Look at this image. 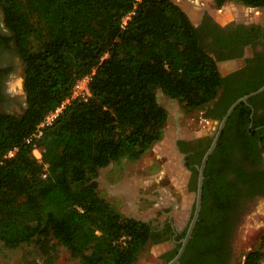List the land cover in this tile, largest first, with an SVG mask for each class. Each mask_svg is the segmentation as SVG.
I'll return each mask as SVG.
<instances>
[{
    "label": "trees",
    "instance_id": "obj_1",
    "mask_svg": "<svg viewBox=\"0 0 264 264\" xmlns=\"http://www.w3.org/2000/svg\"><path fill=\"white\" fill-rule=\"evenodd\" d=\"M226 1L216 0L218 7ZM234 1L264 9V0ZM0 7L22 59L26 95L23 112L0 108V242L7 248L32 243L47 248L52 236L82 264H134L162 234L151 222L124 215L102 194L96 180L100 169L124 157L140 159L163 137L168 112L158 101L159 89L188 109L220 96L204 113L220 120L237 98L263 86L264 76L228 99L229 79L218 64L224 57L215 53L232 38L216 34L214 26L194 24L173 0H0ZM201 31L215 36V47L203 45ZM94 69L89 100H73L40 137L27 141L71 95L75 81ZM259 95L264 91L249 102ZM239 111L251 120V107L238 104L207 161L202 211L180 264H216V228L232 218L236 197L264 191V170L238 171L234 182L226 177L234 168L230 156L236 146L225 134ZM211 141L186 158L195 190L197 166ZM186 143L179 141L184 153L190 152ZM250 146L242 153L254 160ZM35 147L42 149V160L33 154ZM214 157L221 160L219 173L211 168ZM180 246L166 254L168 260ZM243 264H264V234Z\"/></svg>",
    "mask_w": 264,
    "mask_h": 264
},
{
    "label": "rangeland",
    "instance_id": "obj_2",
    "mask_svg": "<svg viewBox=\"0 0 264 264\" xmlns=\"http://www.w3.org/2000/svg\"><path fill=\"white\" fill-rule=\"evenodd\" d=\"M173 1L190 11L197 25L198 17L204 11H209L222 23L244 20L264 24L263 8L250 7L234 0H227L221 7H218L216 0ZM19 80L20 90L25 97L23 73ZM157 98L168 112V129L164 130L163 137L140 159L124 157L111 162L102 174L99 171L96 180L102 194L124 215L151 219L154 225L171 217L172 223L183 230L195 202L196 190L192 191L188 187L189 174L182 154L175 147L176 140L180 136L189 138L197 133L201 135L214 132L217 121L206 120L204 117L207 106L212 103L202 108L188 109L183 102L170 98L161 89L157 92ZM40 153L42 154L41 148L33 152L35 156H40ZM169 188L173 193L172 198L168 195ZM128 190L131 191L127 194ZM155 196L159 197L158 200H155ZM168 199L174 200L175 205L171 206ZM258 204L257 212L245 218L239 231L237 241L245 254L260 244V237L264 233V199H260ZM172 246L171 242H149L134 264H162V255ZM54 252L56 264H82L81 260L73 258L60 244L55 246ZM32 258L42 260L40 249L34 243L7 248L0 242V264H21L24 259Z\"/></svg>",
    "mask_w": 264,
    "mask_h": 264
},
{
    "label": "flooded vegetation",
    "instance_id": "obj_3",
    "mask_svg": "<svg viewBox=\"0 0 264 264\" xmlns=\"http://www.w3.org/2000/svg\"><path fill=\"white\" fill-rule=\"evenodd\" d=\"M202 24L208 29H212L214 26V32L216 34H223L225 39L229 37L232 38L231 43H226L224 44V46L217 47V52L215 53L224 57L223 59H219L220 62L228 65V67L223 70L225 77L229 79L228 88L231 90L228 94V99L234 97L236 95L234 93L240 90L247 83L256 82L262 79V77L264 76V24L262 22L234 20L222 23L221 21L217 20V18L214 17L209 11H204V13H202L198 17V25ZM248 33L251 34L247 35ZM201 35L203 45H205L206 48L210 49L215 47V36H208L204 31H201ZM21 73H23L22 59L18 53L14 34L7 28L4 22L3 11L0 7V108L2 111L10 113H21L24 111L26 107V97H23V92L20 90V84L18 83ZM219 98L211 104V107L219 101ZM249 99L245 103H247L251 107V120L246 122V116L242 111L235 113L228 123L227 132L225 134V141H227L228 144L231 143L236 146L230 156L234 158L233 160H235V163L233 164L234 168L229 169L226 176L228 180H232L233 182L237 178L238 171L243 170L247 173H257L258 171L264 170V95L257 96L253 103L249 102ZM222 118L220 120L205 118L206 120L217 121V128L214 132L204 133L201 135H198L197 133L196 135H192L189 138H186L184 136L177 137L175 147L183 156L184 165L189 174L188 187L192 191H195V174L194 170L190 169L186 165V158L190 153H195L201 150L203 147L207 146L210 138H212V144L214 137L218 131V124L222 120ZM227 121L225 125L227 124ZM255 122H259L260 124L254 127V131L249 132L250 134L248 135L241 134V131L243 129L248 132L249 129L254 126ZM179 141L187 142L186 144L190 152H182L181 144H179ZM247 145H251L250 148L254 150V160L250 158L245 159L242 153V149ZM220 162L221 160L219 157H214L211 162V168L217 173H219V168H221ZM199 166L200 165L197 166V169ZM260 199H264V191L260 188H257V190L253 193L246 191L243 193V196L239 195L236 197V205L234 206V208H231V210L234 211L232 213V218L230 220L226 218L223 222L222 227L216 228V231L219 234L216 242L218 244V247L220 248L216 264H243L246 254L243 253V250L240 248L237 241L239 231L245 218L252 213L257 212L259 208L258 202ZM210 203H212V199L209 200L208 204ZM195 204L196 202H194L188 223L183 230H179L178 226L172 223L171 217L167 218L165 222H162L159 225H154L153 220L151 219H142L144 221L151 222L155 230H159L162 234L160 240L153 242H171L173 244V246L162 255V264H165L169 261L167 259L168 256L173 252V250L179 243H181L182 245V239L186 236V234L179 240L178 237L183 234L185 230L187 233L188 226L194 215ZM202 207L203 196L200 214L202 211ZM168 223L171 226L170 230H168L166 226ZM203 236L204 234L202 232L200 237ZM46 243L48 244L47 248H39L42 260L38 258L24 259L21 264H56V255L54 249L52 248L56 246L55 244H57V240L51 236ZM167 253L170 254L167 256Z\"/></svg>",
    "mask_w": 264,
    "mask_h": 264
},
{
    "label": "water",
    "instance_id": "obj_4",
    "mask_svg": "<svg viewBox=\"0 0 264 264\" xmlns=\"http://www.w3.org/2000/svg\"><path fill=\"white\" fill-rule=\"evenodd\" d=\"M178 4V3H177ZM179 5V4H178ZM181 6V5H180ZM182 7V6H181ZM183 8V7H182ZM183 10L186 11V13L190 16L191 20L195 23L192 15H191V12L184 9ZM197 25V24H196ZM262 91H264V84L263 86H261L259 89L251 92V93H248L242 97H240L239 99H237L235 102H233L230 107L228 108L226 114L224 115V117L222 118V120L219 122L218 124V131L214 137V140L211 144V146L208 148V150L206 151V153L204 154L203 158H202V161H201V164L200 166L198 167V170H199V174H198V181H197V190H196V204H195V211H194V215L190 221V224L188 226V229H187V233H186V236L182 239V245L178 251V253L176 254L175 257H173L171 260H169L168 262H166L165 264H179L180 262V259L187 247V244L189 242V239L191 238L192 236V233H193V230L195 228V225L199 219V214H200V210H201V206H202V196H203V185H204V178H205V166H206V163H207V160L209 158V156L211 155V153L213 152V150L215 149L217 143H218V139L222 133V130L225 126V123L227 121V119L229 118L230 114L233 112V110L236 108V106L238 104H240L241 102H247L248 99L253 96V95H256V94H259L261 93Z\"/></svg>",
    "mask_w": 264,
    "mask_h": 264
},
{
    "label": "built area",
    "instance_id": "obj_5",
    "mask_svg": "<svg viewBox=\"0 0 264 264\" xmlns=\"http://www.w3.org/2000/svg\"><path fill=\"white\" fill-rule=\"evenodd\" d=\"M130 18L129 15H127L123 20V25H126L127 20ZM95 72V69L80 78H78L72 88L71 95L68 96L57 108L49 112L44 120L37 126L36 131L27 139V141H31L34 138H38L42 135L43 131L42 129L46 127L47 125L52 124V122L55 120V118L63 111V109L70 104L73 100H81V101H87L92 96L91 92V80L93 77V74ZM39 150V147H35L33 152ZM16 149L10 150L7 156L14 155ZM39 160H42V154L40 153V156H36ZM45 168L47 169V164H45ZM46 176V173L44 174Z\"/></svg>",
    "mask_w": 264,
    "mask_h": 264
},
{
    "label": "crops",
    "instance_id": "obj_6",
    "mask_svg": "<svg viewBox=\"0 0 264 264\" xmlns=\"http://www.w3.org/2000/svg\"><path fill=\"white\" fill-rule=\"evenodd\" d=\"M218 64H219V66H220L221 71L224 73L223 70H224L225 68H227L228 65H225V64H223V63L220 62V61L218 62ZM167 129H168V126L165 127V131H166ZM102 169H103V170H102ZM105 169H106L105 167H103V168L100 169L101 174H102V171H103V172L105 171ZM161 172H162V171H161ZM163 173H164V172H163ZM101 174H100V175H101ZM130 191H131V190H128V191H127V194L130 193ZM174 191H178V190H177V189H174ZM172 194H173V193H172V191H171V188H169V189H168V195L170 196V198H172ZM127 197H128V196H127ZM155 198L158 200L159 197H158V196H155ZM168 202L171 204V206H172V205H175V201H174V200L168 199Z\"/></svg>",
    "mask_w": 264,
    "mask_h": 264
},
{
    "label": "bare ground",
    "instance_id": "obj_7",
    "mask_svg": "<svg viewBox=\"0 0 264 264\" xmlns=\"http://www.w3.org/2000/svg\"><path fill=\"white\" fill-rule=\"evenodd\" d=\"M19 84H21V81L19 80Z\"/></svg>",
    "mask_w": 264,
    "mask_h": 264
}]
</instances>
